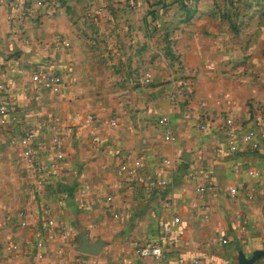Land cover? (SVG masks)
Returning a JSON list of instances; mask_svg holds the SVG:
<instances>
[{"label": "crops", "instance_id": "obj_1", "mask_svg": "<svg viewBox=\"0 0 264 264\" xmlns=\"http://www.w3.org/2000/svg\"><path fill=\"white\" fill-rule=\"evenodd\" d=\"M57 1L0 3V264H264V141L227 137L264 117V0ZM43 120L46 186L18 142Z\"/></svg>", "mask_w": 264, "mask_h": 264}, {"label": "built area", "instance_id": "obj_2", "mask_svg": "<svg viewBox=\"0 0 264 264\" xmlns=\"http://www.w3.org/2000/svg\"><path fill=\"white\" fill-rule=\"evenodd\" d=\"M39 6H44L49 0H35ZM10 0H0V3H9ZM28 1L17 2V6L21 10H25ZM66 46H69L66 43ZM32 79L44 89H50L60 84V77L52 68L49 63H42L34 70ZM150 76L147 78L149 81ZM181 89V88H180ZM181 92V90H180ZM13 100V99H12ZM10 112V105L7 103L0 104V122L7 124V117ZM200 128L208 130L209 121L206 118L200 120ZM115 123V121H114ZM52 125V128L56 131L53 137V141L58 146L57 157L63 159L65 157V137L58 133L59 128L56 125ZM160 124L164 127L166 138H172V132L170 128V118L167 114L163 115L160 119ZM51 125L49 120H43L37 127H26L23 130V134L19 138L18 142L22 148V157L26 166L31 170L32 176L36 184L40 186H46L49 183L47 171L44 164L40 160V151L43 147V143L40 141L41 133L44 126ZM228 143L231 151H238L243 143L257 142L258 139L264 141V117H258L254 120L253 125L246 131L228 132ZM141 162L137 161L136 165H140ZM135 172V171H133ZM132 172V173H133ZM192 177H195L194 172H190ZM167 180L160 181V185H166ZM205 186L200 184L198 190L203 192ZM24 214V213H23ZM50 225H56L54 219L49 218ZM26 221H22L21 225L25 226ZM137 254L141 258H152L155 264H162L165 261L166 253L161 243H151L141 246L137 249ZM193 264H206V261L202 257H195Z\"/></svg>", "mask_w": 264, "mask_h": 264}, {"label": "rangeland", "instance_id": "obj_3", "mask_svg": "<svg viewBox=\"0 0 264 264\" xmlns=\"http://www.w3.org/2000/svg\"><path fill=\"white\" fill-rule=\"evenodd\" d=\"M55 1H56V3L58 2L57 0H55ZM138 71H139V70H137V69L135 70V72H137V73H138ZM139 75H140V73H138V76H139ZM137 84H139V81H138ZM138 87H139V86H138Z\"/></svg>", "mask_w": 264, "mask_h": 264}, {"label": "water", "instance_id": "obj_4", "mask_svg": "<svg viewBox=\"0 0 264 264\" xmlns=\"http://www.w3.org/2000/svg\"><path fill=\"white\" fill-rule=\"evenodd\" d=\"M246 262H242V264H245Z\"/></svg>", "mask_w": 264, "mask_h": 264}]
</instances>
